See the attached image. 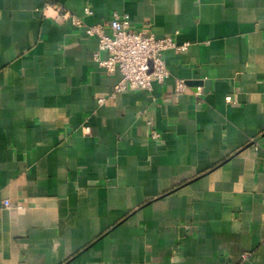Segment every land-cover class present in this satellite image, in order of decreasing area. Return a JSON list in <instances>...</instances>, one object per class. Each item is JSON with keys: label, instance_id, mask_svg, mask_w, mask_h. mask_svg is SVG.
I'll list each match as a JSON object with an SVG mask.
<instances>
[{"label": "crops", "instance_id": "0c3cea01", "mask_svg": "<svg viewBox=\"0 0 264 264\" xmlns=\"http://www.w3.org/2000/svg\"><path fill=\"white\" fill-rule=\"evenodd\" d=\"M55 7L187 49L114 94ZM0 264H264V0H0Z\"/></svg>", "mask_w": 264, "mask_h": 264}, {"label": "built area", "instance_id": "2783aa9c", "mask_svg": "<svg viewBox=\"0 0 264 264\" xmlns=\"http://www.w3.org/2000/svg\"><path fill=\"white\" fill-rule=\"evenodd\" d=\"M60 19H71L73 25L83 31L87 37L97 40V51L94 59L104 69L107 75L118 72L119 81L115 84L113 93L126 91H151L154 82L162 83L169 78L170 73L165 65L163 54L174 50L181 52L187 49V44L178 45L172 37L156 38L148 26L135 31L130 28L127 15L114 13L110 20L85 25L80 18L55 7ZM85 13L91 12L86 9ZM105 53V58L100 54ZM184 89L182 81L176 83L177 94ZM150 136L156 140L159 135L151 131ZM5 206H9L6 201Z\"/></svg>", "mask_w": 264, "mask_h": 264}]
</instances>
